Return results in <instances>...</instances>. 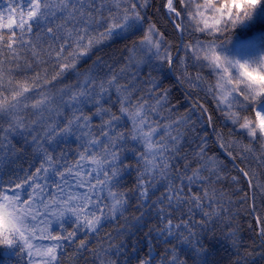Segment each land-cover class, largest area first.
I'll list each match as a JSON object with an SVG mask.
<instances>
[{"label":"snow or ice","instance_id":"6c2138e0","mask_svg":"<svg viewBox=\"0 0 264 264\" xmlns=\"http://www.w3.org/2000/svg\"><path fill=\"white\" fill-rule=\"evenodd\" d=\"M117 38L115 63L81 70ZM165 70L188 96H211L227 136L198 99L177 114ZM196 112L233 161L256 162L230 176L251 190V243ZM258 193L264 0H0V248L15 264H208L217 232L230 264H252L264 260Z\"/></svg>","mask_w":264,"mask_h":264},{"label":"trees","instance_id":"16d2710c","mask_svg":"<svg viewBox=\"0 0 264 264\" xmlns=\"http://www.w3.org/2000/svg\"><path fill=\"white\" fill-rule=\"evenodd\" d=\"M156 2L158 4L159 0H156ZM148 16L152 19L153 22H157L162 30L166 31L169 34L171 33L170 26L164 19L155 14L154 9L148 12ZM125 43H127V41H124L120 38L106 42L103 46L100 47L99 50L95 51L90 58H87L81 64V70L91 65L92 61L97 59V57L103 58L108 63H115V61L119 59L121 52L124 49ZM71 80L72 77H69L68 82H71ZM162 82L165 87H170L172 89L169 99L172 104L178 105L179 111L177 114L186 111L192 101L194 99H198L200 103L204 104L209 109L210 114L213 115L217 129H222L226 136L230 133V130L232 128L231 123L227 121L219 111H216V105L210 95H206L203 91H201L199 92L198 96L193 93L192 98L189 97L185 93V89L179 87V84L173 77L170 76V73L167 72V70H165ZM183 87L186 88V86ZM198 117H200V113L196 112L192 118L197 119ZM204 120V117H200L198 119L197 132L201 134L207 133L208 148L210 149L209 154L217 156L218 159L223 162L224 172L228 176V179L225 181V190L228 191L231 187V189L236 192V194L233 196V200L235 201L233 212L236 213L237 226L240 228V235L246 244L251 243V240L254 239V236L249 230L248 226L249 224L254 225V218L253 216H249L248 213L244 210V208H250L251 200H249V203L245 204L243 207L240 206L243 203L240 200V196H242L244 192H250V189L248 188L247 182L244 178L240 179L238 185H231L230 176L238 175V173L235 171V165L233 162L229 161L219 150V145L215 143L216 137L213 128L207 126ZM188 139L191 147L194 148L195 143H192V141L195 140V134H190ZM235 161L240 167H256V162L254 160H246L241 162L240 159H236ZM128 182H131V178H128ZM256 205L258 208L264 209V196H261L259 193L257 194ZM115 227L116 224L108 223L105 226V230H112ZM2 252H5V250L3 248H0V254H2ZM234 257L235 249H233L227 241L223 240L220 237V233L217 232V239L212 242V247L208 256V264H230L231 260ZM252 264H264V260H261L259 257H257V259L254 260Z\"/></svg>","mask_w":264,"mask_h":264}]
</instances>
